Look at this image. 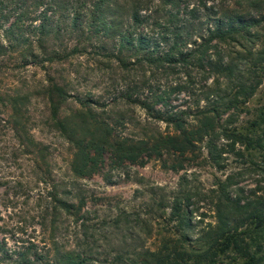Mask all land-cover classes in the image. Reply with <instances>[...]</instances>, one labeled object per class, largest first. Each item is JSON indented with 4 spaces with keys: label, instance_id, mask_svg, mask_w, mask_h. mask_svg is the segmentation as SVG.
<instances>
[{
    "label": "rangeland",
    "instance_id": "obj_1",
    "mask_svg": "<svg viewBox=\"0 0 264 264\" xmlns=\"http://www.w3.org/2000/svg\"><path fill=\"white\" fill-rule=\"evenodd\" d=\"M144 1L153 10L161 3V0ZM185 1L190 3V9L200 2ZM203 1L219 9L226 3L233 5L226 0ZM235 1L243 3L242 11L246 15H261L256 10H264V3L253 8L249 7L251 0ZM42 11L44 8L37 14ZM165 14L162 10L153 15ZM14 20L13 16L5 27ZM142 29L151 35L154 33L151 27ZM2 35L0 28V41L7 44ZM250 37L242 38L241 45L213 43L202 48L208 51L206 56L212 61L210 65L207 58V61L199 62L201 58L197 56L187 65L162 68L133 65L125 71L115 59L85 54L63 62H39L24 67L19 52L0 56V242L11 252L31 249L29 259L32 262L37 259L35 255L44 257L42 262L35 264H48L47 257L52 258L57 249L91 251L95 264H113L111 261L119 252L139 253L143 248L154 250L160 245L168 231L165 227L168 229L166 218L170 211L164 217L163 213L157 212L156 206L162 199L171 198L173 193H198L193 197L192 243L206 236L218 221L219 182L232 183L228 187L231 201L241 199L250 206L260 201L259 198L264 197V175L258 167L264 153L245 150L242 145H236L233 152L228 147L231 142L220 137L208 136L194 141L185 155L164 153L160 158L152 156L138 163L127 161L121 167L112 162L111 155H105L100 172L80 178L71 170L74 147L58 131L45 90H41L48 84V77H52L67 87L73 96L95 99L99 106L105 107H94V112L122 139L141 141L179 135V129L183 134L197 132L204 129L205 119L212 120L216 133L223 128L251 131L252 123L264 107L262 71L259 78L255 77L257 66L264 65V24L253 28ZM76 45L75 40L65 37L50 40L47 47L49 51L62 54ZM86 49L90 52L92 48ZM35 51L40 60L44 58L42 50L36 47ZM222 62L235 67L233 77L217 73V64ZM122 77L132 85L154 81L155 88L160 86V91L166 92L167 105L158 107L161 120L153 119L139 106L110 103L114 92L118 93L114 88L119 87L120 93L128 87L121 82ZM257 82H260L258 86ZM250 85L256 86V90L246 100L243 91ZM142 95L140 97L146 98L147 90ZM14 97H19L21 102L17 106L18 115L11 118ZM62 107L61 118L71 117L81 109L77 98L70 99ZM122 116L125 121H121ZM168 119L174 122L168 123ZM22 131L34 140V146L19 139ZM211 141L218 152L222 151L220 167L210 157L208 145ZM173 165L179 169L173 170ZM154 189L157 196L153 197ZM78 195L85 197L84 203ZM58 200L72 204L71 212H67ZM121 215L122 223L117 226V217ZM158 215L163 219L159 220ZM83 221L86 227H82ZM250 233L256 246L262 237L259 231ZM223 259L227 262L225 257ZM0 264L13 262L0 255Z\"/></svg>",
    "mask_w": 264,
    "mask_h": 264
},
{
    "label": "trees",
    "instance_id": "obj_2",
    "mask_svg": "<svg viewBox=\"0 0 264 264\" xmlns=\"http://www.w3.org/2000/svg\"><path fill=\"white\" fill-rule=\"evenodd\" d=\"M226 2L229 4L232 2L233 5L226 3L219 9L218 6H208L205 1L200 0L197 6L194 5L190 9V3L185 0H161L158 8L153 10L144 0H0V28L3 29L2 36L7 41V44L0 41V56L5 57L19 52L22 65L27 67L32 64L38 65L39 62H63L77 55L89 54L107 60L115 59L125 71L133 65L141 67L150 65L157 68L187 65L197 56L201 58L199 62H204L208 59L206 56L208 51L202 48L213 43L241 45L242 38H251V30L264 24L263 9L256 10L261 15L251 13L246 15L242 11L241 1ZM263 3V0H251L249 7L256 8ZM42 8L44 11L37 14ZM162 10L165 11V15H153L159 14ZM14 12L17 14L13 15ZM13 16L15 20L9 27H5ZM37 22L39 24L35 25ZM149 27L154 32L153 35L145 33L143 29L140 30ZM65 37L75 40L77 45L62 54L49 51L47 44L50 40H63ZM36 47L42 50L46 57L40 60V55L35 51ZM87 47L92 48L90 52L87 51ZM134 58L135 63H132ZM207 64H212V61L208 59ZM260 70L264 75V65L257 66L255 77L259 78ZM217 73L231 78L235 73V67L222 62L217 64ZM121 82L126 83L128 87L123 88L120 93L117 90L119 87L114 88L118 93L114 92L111 104L124 102L129 106H139L153 119L161 120V111L158 107L167 105L169 98L165 91H160V86L155 88L154 81L148 80L132 85L130 82L127 83L125 77H122ZM260 82L256 85L258 86ZM47 83L41 90H45L52 119L56 121L58 131L74 147L71 170L83 179L100 172L99 168L105 155H111L112 162L121 167L127 161L138 163L152 156L160 158L164 153L185 155L193 147L194 141H201L203 137L208 136L224 138L231 142L228 147L233 152L236 151V145H242L245 150L264 153V107L259 118L252 123L251 131L223 128L216 133L212 120L205 119L203 121L205 130L201 128L197 132L183 134L179 129V135L157 136L136 141L132 138L122 139L114 134L113 127L94 112V107H105L99 106L95 99L73 96L67 87L57 83L52 77H48ZM146 90L147 97H140ZM255 90L256 86H246L242 95L247 100ZM72 98H77L81 109L75 111L71 117L61 118L63 104ZM11 101L12 118L18 115L17 106L21 99L14 97ZM121 118V121H125L123 116ZM167 122L174 121L168 119ZM21 133L18 135L19 139L34 146V140L29 138V134L27 135L25 131ZM208 146L212 161L220 167L222 151L218 152L212 141ZM261 163L258 168L264 175V155ZM171 168L179 169L177 165ZM106 179L110 180L109 177ZM231 184L230 181L219 182L216 207L218 221L210 232L196 243L191 242V221L194 214L193 197L198 193L180 191L173 193L171 198L162 199L156 206L157 212L163 213L164 217L167 216V211H170L166 218L168 229L165 227L168 231L160 240V245L154 250L143 248L139 253L119 252L111 262L241 264L242 261V264H264V197H260V201L254 202L251 206L249 203H243L241 199L231 201L228 190ZM151 194L153 197L157 196L155 189ZM77 197L84 203V196ZM58 203L69 213L74 207L67 201L58 200ZM122 215L117 217V226L122 223ZM158 216L159 220L163 219L162 215ZM82 227H86V222L83 221ZM126 229L130 230L128 226ZM253 230L259 231V236L262 237L260 242L255 243L256 246L252 243L253 235L250 233ZM32 252L31 249L11 252L0 242V255L13 264H35L44 260V257L38 258L35 255L37 259L32 262L29 259ZM95 262L91 251L57 249L52 258L47 257L48 264H95Z\"/></svg>",
    "mask_w": 264,
    "mask_h": 264
}]
</instances>
